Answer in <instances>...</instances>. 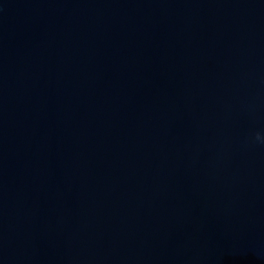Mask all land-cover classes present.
<instances>
[{
    "label": "water",
    "instance_id": "water-1",
    "mask_svg": "<svg viewBox=\"0 0 264 264\" xmlns=\"http://www.w3.org/2000/svg\"><path fill=\"white\" fill-rule=\"evenodd\" d=\"M0 264H264V0H0Z\"/></svg>",
    "mask_w": 264,
    "mask_h": 264
},
{
    "label": "clouds",
    "instance_id": "clouds-1",
    "mask_svg": "<svg viewBox=\"0 0 264 264\" xmlns=\"http://www.w3.org/2000/svg\"><path fill=\"white\" fill-rule=\"evenodd\" d=\"M256 140H262V137H261V135L259 134V133H256Z\"/></svg>",
    "mask_w": 264,
    "mask_h": 264
}]
</instances>
